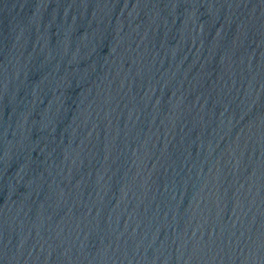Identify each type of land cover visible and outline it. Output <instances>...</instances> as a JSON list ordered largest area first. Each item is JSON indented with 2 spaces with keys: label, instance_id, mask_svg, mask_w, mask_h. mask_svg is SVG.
Returning <instances> with one entry per match:
<instances>
[{
  "label": "water",
  "instance_id": "water-1",
  "mask_svg": "<svg viewBox=\"0 0 264 264\" xmlns=\"http://www.w3.org/2000/svg\"><path fill=\"white\" fill-rule=\"evenodd\" d=\"M0 264H264V0H0Z\"/></svg>",
  "mask_w": 264,
  "mask_h": 264
}]
</instances>
